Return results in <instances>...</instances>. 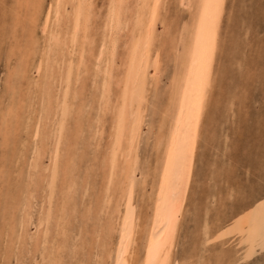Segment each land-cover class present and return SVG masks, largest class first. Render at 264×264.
<instances>
[{
    "label": "rangeland",
    "instance_id": "obj_1",
    "mask_svg": "<svg viewBox=\"0 0 264 264\" xmlns=\"http://www.w3.org/2000/svg\"><path fill=\"white\" fill-rule=\"evenodd\" d=\"M55 1L0 0V144L6 143L8 145L7 149L0 148V168L2 167L0 169V260L7 257L10 260H28L32 264H58L57 260H86L93 262L102 255L99 258L100 260H107L108 264H113V255L119 240V225H121L122 212L125 210V193L127 192L123 183L125 182L126 174L122 173L120 169L126 164L125 161L127 160L123 161V159H126L125 152L131 146V153H134L129 159L132 156L134 157V155L137 158L134 169L130 166L133 173L135 171L136 191L131 202V207L135 216L134 224H136L134 225L135 227L133 226V243L135 244L131 247L130 253L132 254H130L131 257L129 256V259L132 264H140L139 262L144 257V250L148 241L147 235L150 223L149 217L152 212L151 204H153L154 200V186L157 185L159 176L157 171L161 155L159 154L161 153L159 140L167 135V125L162 129V122L165 119L167 120L165 113L166 107L169 105V97L172 90L169 88V85L175 69L173 45L170 40L173 33H175L176 42L181 39L182 35L180 34L185 29L189 14L181 7V0L161 1V7L157 15V33L153 41L154 44L151 45L152 49H150L152 57L149 55L148 59L151 63L148 62L149 66L147 65L145 68V73H148L147 76L150 78H147V82L150 84L144 86L146 93L144 96L145 100L143 99V101L147 100L148 102H145L146 105L143 101L142 103L140 102L142 105L135 102L132 105L133 108L130 107L128 111L129 114L132 112L129 115V120L132 121L136 117L138 120L132 124L129 123L130 127L126 129L125 138L127 140L125 141L127 143L125 141L122 143V150L120 152L124 153H119L120 157L117 162L119 166L115 178L109 186L107 179L110 164L105 165V156L108 154L111 143L112 125H114L117 119V116H113L117 115V105L121 102L119 101V97L122 94V89H120L121 91L117 90L124 86V83L119 80L124 70L123 65L120 64L126 56V43L128 42L129 31L134 21L130 20L128 27L126 26L125 29H121L120 35L122 37L118 41V62L115 66L117 69L110 70V72L112 71L110 75L112 78L109 77L108 84H112L111 88L109 86L111 93H108L109 95L106 96L103 89L105 87V77L101 75L103 71L100 74L96 73L97 70L95 68L99 60L97 45L98 42L101 43L104 40V32L101 30V9L108 4L109 0L92 1L95 8L93 9L91 27L87 30V37L88 39L90 38L89 41L81 30L82 32L78 37L80 39L76 40L77 43L73 45V41H69L70 33L68 32V34L65 33L67 36L61 37L62 40L59 46L53 45V41L49 40V36H51L50 30L54 26L56 27V23H54L56 21L54 19V10L51 16L52 21L48 20L47 9ZM131 1L134 2L135 0ZM133 2L129 4H135ZM70 5L73 6L72 3ZM72 6L70 7V12L73 9ZM104 15L106 17L107 11L104 12ZM33 17L34 22L42 19L49 26L51 25V28L48 26L49 34L47 35L49 36L45 35L44 24H34L32 22ZM67 17L66 20L62 21V24H64V21L68 25L70 24L68 28L65 25L62 26V28L65 27V32L70 31L72 25L71 18L69 15ZM24 22L26 23L24 24ZM181 27L182 29H179ZM220 31V49L215 62L212 85L209 88L207 108L201 126V137L199 138L193 175L171 264H264V247L261 246V234L264 231V206L261 205V198L264 197V179H262L264 177V0H227L226 12ZM109 38V43H111V37L109 36ZM63 39L67 40L64 41ZM124 41L125 43H123ZM50 42L52 45L49 44ZM34 43L35 45L37 44L35 48L33 47ZM26 45L28 48L32 45V48L28 49ZM57 47L59 53L55 55L53 53H55ZM47 48H49V52ZM44 49L46 50L44 51ZM72 51L75 52V55H73ZM85 52L87 53L85 54ZM94 52L96 53L95 55ZM154 53H159L160 55L159 64L162 70L160 75H157V69L153 66L156 63V55ZM44 57L53 59L52 61H55L56 68H59V65L60 68L61 66L65 67L68 61L73 60L74 65L79 66L78 72H74L75 75L72 77L75 83H71V93L69 98H67L71 106L72 103L74 104L72 107L75 110L73 111L74 108L69 107L73 112L71 111L72 113L70 114L69 111L67 115L72 118L70 120L67 116L66 122L69 125L64 126V132H66V129L72 130V134L68 133L73 139L68 138L67 134L65 138L67 136L66 141L72 139L69 142L71 144L74 143V146L69 145V142L63 141L62 146L65 149H63L64 156L61 157L62 167L59 176L61 180L58 179L56 184V188L58 187V189H55L53 195L51 194L50 186H48L49 176H46L43 182H39V180L37 182L36 179L31 185H28L29 179H24V176L27 177L26 160H30L34 155L33 145L35 138H37L35 136V128L39 120L43 119L40 117L42 106L40 93L35 81L40 79L38 68ZM80 57H83V64L80 61ZM77 62H80L82 65ZM104 63L106 64V62ZM20 65H24V68L26 67L27 74H25V77L22 76L19 79L20 82L18 80V83H16L17 93L15 94H17V98H14L13 86L16 84L10 83L8 76L12 72L11 69L13 70L15 66ZM106 65L103 66L106 67ZM113 71L117 72L114 73ZM76 74H78V78ZM96 74H99L98 78ZM115 74L119 78L114 77ZM57 79L55 80L57 88L54 91V102L50 105L53 113L48 119V121L51 119L50 121L53 122L49 121L52 127L53 124L56 125L55 128L58 127L61 118V106L59 105L61 98L59 95H61L64 86V81L59 78ZM111 80L116 84L112 83ZM93 81H96L99 86L97 87V83ZM101 82L104 84H102L103 86L100 84ZM118 84L121 86H118ZM148 88L150 89L148 90ZM100 92L104 97L101 94L99 95ZM147 93L148 96L146 95ZM107 97L109 101H107ZM12 100H16V108L14 107L13 110L10 109L7 112V108ZM100 100L102 101L100 102ZM115 104L116 106H113ZM100 105H103V111H101L102 106ZM76 108H79L80 111ZM112 109H116V112ZM58 112L59 114L57 115ZM11 113L12 115H9ZM104 113H108V115ZM98 116L99 122L97 124ZM54 120H57V122ZM78 123L81 129L77 128L79 127L77 126ZM9 126H13L12 131L6 135V133H9ZM91 131L95 133H93V136L91 135ZM133 131H139V133L137 132L138 134L135 133V141L137 142H135L136 146L134 145V148L129 143L131 140L129 136H132ZM97 132L99 136H97ZM76 142L79 143L77 144ZM68 145L71 148H68ZM70 149L73 152H70ZM43 160L44 166L48 167L51 161L50 154H46ZM74 160L75 162H73ZM41 169L39 167V170ZM62 170L65 174L61 172ZM69 170L74 173L71 174ZM47 173L49 175V171ZM87 177L88 179H85ZM143 179L145 183H143ZM61 181L65 183L63 182L62 184ZM65 185L68 186L66 187ZM70 185H74L76 188L73 186L72 188L74 189H72ZM59 186H61L62 190ZM64 186L66 189H64ZM59 189L61 193L63 192L62 194ZM75 189L76 191H74ZM122 189L126 192L124 193ZM111 193L115 195L113 196L116 200L117 195L118 200H120L119 197L124 196L121 198V200L123 199L122 201L118 202L117 200V203H121V206L124 203L123 207L118 206L113 196L110 198ZM44 195L46 196L44 197ZM49 196L53 200L51 205H53L55 217H52L51 226L45 223L44 227L41 228L39 222L41 216H45L42 213H45L46 208L49 207L46 204V199L50 200ZM66 196H68L67 199ZM107 196L109 197L107 198ZM110 199L112 200L110 201ZM23 200L26 204L22 203L24 202ZM109 204H111V210L114 213L108 210L110 208ZM139 206H142L144 209ZM112 207H115V210ZM74 211L75 215L73 214ZM67 212H70V214ZM29 218L30 221L28 220ZM28 222L29 224H27ZM138 222L141 226H139ZM60 224L63 228H61ZM55 227L58 228L55 229ZM6 229H13L14 232L12 239L7 242L4 240V237L7 235ZM113 229H117L118 231L115 230V233ZM85 233H88V236ZM102 235L104 236L102 237ZM99 237L102 239H99ZM64 245L67 247L65 248ZM62 246L65 250L62 249ZM132 255L135 257L132 258ZM60 257L61 259H58ZM43 258H47L48 261Z\"/></svg>",
    "mask_w": 264,
    "mask_h": 264
},
{
    "label": "bare ground",
    "instance_id": "obj_2",
    "mask_svg": "<svg viewBox=\"0 0 264 264\" xmlns=\"http://www.w3.org/2000/svg\"><path fill=\"white\" fill-rule=\"evenodd\" d=\"M93 0H56L55 3H60L62 5V8L60 9V19L59 21H57V17H56V12H55V16H54V19L56 22V27L54 26L51 30H50V34L51 36H49V40L50 41H53V45L55 46H59L60 42H61V37H64V36H67L65 35L68 34V32L70 33V42L71 40L73 41V37L75 35V38L76 40H79L80 38L79 35L80 33L83 31L84 33V36L87 37V33L85 34V30L84 28L82 27L80 32L77 33V29H76V20H77V17H80L82 16L85 20L87 19L88 17V14H89V9L88 8H81V5L82 4H90V5H93ZM108 1V0H107ZM161 1L162 0H135V4H131L133 5V8L131 9H124L123 11H121L119 8L116 9V24H115V27L117 29L116 33H115V40H116V47L117 49L118 48V41L120 40V38L122 37L120 35V32H121V29H125V27L129 25V21L132 20L134 21V24L131 26V29L129 31L130 33V36H129V39H128V42L126 43V47L131 45L135 40H139L143 34H146L147 31H148V28L149 26L151 27V32H152V44L153 41L155 40V37H156V33H157V15L159 13V10H160V5H161ZM166 1V0H165ZM125 3V4H129L130 2H133L131 0H109L108 4H112V3ZM133 2V3H134ZM164 2V1H163ZM216 2V0H181V7L183 8L184 11L188 12L189 14V19H188V22L187 24L185 25V29L183 30V32H181L180 35L181 36V39L178 40L176 42V38H175V33L172 34V38L170 40V42L172 43L173 45V61H175V69L172 73V77H171V81H170V84L173 83V76L176 75L177 73V59L179 58L180 59V70L181 71H185V72H190L191 73V83L189 84L187 79L185 78L184 80V83H183V86H181V84L178 82L176 84V89L175 91L171 90V94H170V97H169V105L166 107V113L167 114L165 116V118L167 117V136L171 137L173 134L175 135V140H176V145H177V161H176V166L173 170L170 171V174H169V180L168 182L165 184V191H164V194L161 195V191H160V182L162 181V178H163V172H162V168L159 172V176H158V181H157V185L154 186V200H153V204L152 205V208H151V216L149 217L150 219V223H149V230H148V238H147V244H146V247H145V250H144V257L142 258V260L139 262L140 264H171V261H172V255H173V251H174V247H175V243H176V239H177V235L178 234V230H179V226H180V223H181V219H182V215H183V211H184V207H185V204H186V200H187V197H188V192H189V188H190V183H191V180L187 179L185 177V154L188 152V149H187V140H188V136H187V127H186V123H181L180 126L178 127L177 126V120L180 119V106H181V103L184 101V88L186 87L188 89V94H189V97L190 98H193L194 97V94L198 91L199 89V83H200V76H201V73H202V68L201 66L196 63L194 64L193 63V60H192V57H191V54H190V49L194 43V35L195 33L199 30V26H200V23H199V17L200 15L205 12V9L203 8H200V7H192L193 5H202V4H207L209 5V7L207 8V14L209 16L212 15V13L215 11L214 8L211 7V5H213L214 3ZM73 4L70 5V4ZM223 3H224V14L223 16L220 18L219 20V23H218V26L216 28V31L214 33V36H215V52L214 54H212L209 58V61L207 63V72L210 74V81H211V85H212V79H213V75H214V67H215V62L217 60V56H218V53H219V49H220V40H221V24H222V20L224 18V15H225V12H226V5H227V0H223ZM107 4V5H108ZM135 5H140V7H135ZM149 5H151L152 7H148ZM156 5H159V7H155ZM69 6V7H68ZM72 6V11L70 12L69 10H71V7ZM70 8V9H69ZM165 8V7H164ZM131 10V11H130ZM153 10H155V19L153 20L152 18V12ZM132 12V13H129ZM33 13V12H32ZM92 14H93V10H92ZM108 14V13H107ZM36 15V13H35ZM67 15H69V17L71 18V30L70 31H66L64 30V28H68V23L66 21H64V24H62V21L67 17ZM105 16V15H104ZM32 17V16H31ZM107 17V15H106ZM69 18V19H70ZM16 19V18H15ZM53 19V18H52ZM34 22V17L32 19ZM49 20V18H48ZM179 20V19H178ZM47 21V20H46ZM52 21V20H51ZM69 21V20H67ZM187 21V20H186ZM18 22V20H17ZM31 22V23H32ZM178 22V21H177ZM16 23V22H14ZM22 23V22H21ZM26 22H24L25 24ZM36 22H34L35 24ZM95 24V23H94ZM16 25V24H15ZM54 25V24H53ZM64 28H62V26H64ZM182 25V24H181ZM51 26V25H50ZM49 26V27H50ZM51 28V27H50ZM130 28V27H129ZM179 29H182L179 28ZM129 30V29H128ZM127 30V31H128ZM32 31V30H31ZM124 31V30H122ZM89 32V31H88ZM168 33H169V30H168ZM49 34V32H48ZM94 34V33H93ZM170 34V33H169ZM32 35V34H31ZM36 35V34H35ZM103 35V34H102ZM108 35L111 37V43H112V37H113V31H112V27L110 26L109 27V30H108ZM120 35V36H119ZM122 35H123V32H122ZM128 35V33H127ZM179 35V36H180ZM88 36H89V33H88ZM95 36V35H94ZM101 36V35H100ZM104 36V35H103ZM124 36V35H123ZM34 37V36H33ZM83 37V36H82ZM92 37V35H91ZM98 37V35H97ZM48 38V37H47ZM68 38V37H67ZM78 38V39H77ZM93 38H96V37H93ZM88 39V37H87ZM90 39V38H89ZM88 39V41H89ZM92 39V38H91ZM47 40V39H46ZM64 41H66L67 39H63ZM127 40V39H126ZM125 40V41H126ZM39 41V40H38ZM93 41V39H92ZM95 41V40H94ZM101 41V40H100ZM125 41L123 43H125ZM49 42V41H47ZM79 42V41H78ZM32 43V42H31ZM45 43V42H44ZM52 43L50 42L49 44L52 45ZM68 43V42H67ZM77 43V42H76ZM90 43H92L90 41ZM97 43V42H96ZM102 43V42H101ZM110 43V44H111ZM122 43V45H123ZM64 44V43H63ZM70 45V43H68ZM80 44V43H79ZM84 44V43H83ZM86 44V43H85ZM37 45V44H36ZM35 43H34V48L36 47ZM88 45V44H87ZM14 46V45H13ZM22 47V45H20ZM27 46V45H26ZM32 46V45H31ZM31 46H29V48H32ZM91 46V45H90ZM124 46V45H123ZM16 47V46H14ZM53 47V46H52ZM61 47H62V44H61ZM75 47V46H74ZM80 48V46H78ZM98 47V46H97ZM96 47V48H97ZM120 47V46H119ZM28 48V46H27ZM28 48V49H29ZM46 48V47H45ZM68 48V47H67ZM38 49V48H37ZM36 49V50H37ZM60 49V48H59ZM65 49V48H64ZM63 49V50H64ZM83 49V48H82ZM87 50V48H85ZM150 49H152V47H150ZM150 49L148 51V55L146 56L145 58V61H144V72L145 71V68L146 66L148 65V59H149V55H150ZM39 50V49H38ZM46 49H44L45 51ZM48 52H49V48H47ZM61 50V49H60ZM68 50V49H67ZM70 50V49H69ZM98 50V48H97ZM121 50V49H120ZM34 51V50H33ZM52 51V50H51ZM75 51V49H74ZM126 56H125V59L124 61L121 62L120 65H124L126 62H127V56L129 54V48L127 47V50H126ZM30 52V50H29ZM47 52V53H48ZM73 52V51H72ZM91 52V51H90ZM123 52V51H121ZM16 53V51H15ZM31 53V52H30ZM42 53V52H41ZM53 53V52H52ZM56 53L58 54L59 51H58V47H57V50L55 51V54ZM87 52H85L86 54ZM46 54V53H45ZM51 54V53H50ZM66 54V53H65ZM71 54V53H70ZM96 53L94 52V55ZM26 55V53H25ZM32 55V54H31ZM54 55V56H55ZM60 55L62 56V54L60 53ZM69 55V54H68ZM74 55V54H73ZM80 55V54H79ZM83 55V54H82ZM81 55V56H82ZM88 55V54H87ZM52 56V55H51ZM64 56V55H63ZM123 56V55H122ZM151 56V55H150ZM89 57V56H88ZM93 57V56H92ZM99 57V56H98ZM152 57V56H151ZM55 58V57H54ZM57 58V57H56ZM61 58V57H60ZM81 58V57H80ZM79 58V59H80ZM121 58V57H120ZM119 58V59H120ZM69 59V58H68ZM95 59V58H94ZM99 59V58H98ZM152 59V58H151ZM22 60H25V59H22ZM53 60V59H52ZM50 58H45L43 59L40 67L38 68V74L40 75V79L38 81H35V84L38 88V92L40 93V101H41V110H40V117L43 118L42 120H39V123L37 125H39V129H40V132H39V139L38 138H35V143H34V155L30 158V160H26L27 161V174L25 173V169L23 170L24 173L26 174L27 177L24 176V179H29L28 181V185H31L32 182L36 181L37 179V182L39 180L40 181H45V177L46 176H49V180H48V186L50 185H53L54 184V189H58V187L56 188V184L58 182V179L59 176H60V169H61V157L64 156V150L65 149L62 144H63V141L65 142H71V140L73 139L72 137L69 136V133L72 134V130L70 131V129H66V132H64L65 130V125H69V123L67 124V120L66 119H70L72 117H70L69 115H65V112H64V103H65V97L69 98L70 96V91H71V85L73 83H75V80L72 79V77L75 75L74 72H78V68L79 66H75L74 65V60L73 61H68L67 65L65 67L61 66L60 68V65L58 67L59 68H56V63L55 61H52ZM87 60V59H86ZM97 60V59H96ZM122 60V59H121ZM28 61V60H26ZM57 61V60H56ZM79 61V60H77ZM81 61V59H80ZM24 63V61H22ZM106 62V61H105ZM59 63V62H58ZM77 63H80V62H77ZM85 64H87L86 62H84ZM151 63V62H149ZM64 64V63H63ZM76 64V63H75ZM81 64V63H80ZM79 64V65H80ZM83 64V63H82ZM81 64V65H82ZM107 64V63H106ZM104 63V66L106 65ZM89 62H88V66H89ZM119 65V66H120ZM149 66V65H148ZM107 67V65H106ZM124 68V67H123ZM87 69V68H86ZM92 69V68H91ZM96 69V68H95ZM117 69V68H115ZM113 69V70H115ZM71 70V79L69 78V71ZM147 70V69H146ZM11 74L10 76H8V79L10 80L9 82L10 83H18V80L20 78L25 77V74H27V69L26 67L24 68V65H20V66H15V68L12 70L11 69ZM80 71V70H79ZM119 71V70H117ZM116 71V72H117ZM43 72V73H42ZM86 72V71H85ZM94 72V71H92ZM112 72V71H111ZM114 73H116L115 71H113ZM87 73H88V70H87ZM89 73H90V69H89ZM97 73V72H96ZM150 73V72H149ZM79 74V73H78ZM78 74H76V77L78 78ZM100 74V73H99ZM99 74H96L98 75L97 78L99 77ZM148 74V73H147ZM82 75V74H81ZM103 75V73L101 74ZM113 75V74H112ZM76 77H74L76 79ZM82 77V76H81ZM94 77V76H93ZM96 77V76H95ZM101 77V76H100ZM116 78H119L118 75L115 76ZM149 76H147L148 78ZM59 78L61 80L64 81V86H63V89H62V93L60 96L61 98V102L60 104L57 102V104H59L61 107H60V110H61V118H60V121H59V125L57 128L55 124H53V127L51 124H49V120L48 119L51 117L52 115V111L50 109V105L54 102V91H55V88H57L55 86V80ZM83 78V77H82ZM82 78H79V79H82ZM86 78V77H85ZM89 78V77H88ZM95 78V79H97ZM102 78V77H101ZM112 78V77H110ZM109 78V80H110ZM114 79V78H113ZM150 79V78H148ZM58 80V79H57ZM77 80V79H76ZM87 80V78H86ZM92 80V79H91ZM94 80V79H93ZM115 80V79H114ZM119 80L122 81V83H124L123 85H128V93H127V101L125 102V92H124V87L123 88H119V90L117 91H121L120 89H122V94L121 96L119 97H116L119 101H121L119 103L118 106V109L117 111L119 112L120 109H124L125 110V113H126V129H128L129 126V123H134L136 120H138V118H133V120H129V115L132 114V112L129 114V109L130 107L133 108V103H139L140 102L142 103L143 99H144V96H145V87H143L142 91L139 92L138 94L135 95V98H134V94L136 93V89L135 87L129 83V80H128V73L126 71V69L124 68V70L122 71L121 73V76L119 78ZM118 80V81H119ZM71 81H74V82H71ZM97 81V80H96ZM96 81H93V82H96ZM105 81V79H104ZM112 81V80H111ZM110 81V82H111ZM116 81V80H115ZM124 81V82H123ZM20 82V80H19ZM57 82V81H56ZM98 82V81H97ZM96 82V83H97ZM103 82V80H102ZM100 83L101 85L103 83ZM72 83V84H71ZM78 83V81H77ZM99 83V82H98ZM96 84L97 87L99 86V84ZM112 83H115L114 81H112ZM119 83V82H117ZM121 83V84H122ZM58 84V83H57ZM105 84V83H104ZM103 84V85H104ZM116 84V83H115ZM150 84L147 82V85ZM102 85V86H103ZM111 83L109 84L110 88H111ZM114 85V84H113ZM17 84L13 86V97L14 98H17V88H16ZM118 86H121L118 84ZM96 87V88H97ZM113 87V86H112ZM116 87V85H115ZM54 89V90H53ZM60 89V88H59ZM104 89V87H103ZM102 89V90H103ZM115 89V88H114ZM118 89V88H117ZM150 88H148L149 90ZM110 90V89H109ZM116 91V90H115ZM212 91V90H211ZM210 91V92H211ZM102 92V91H101ZM101 92L99 93V95L101 94ZM111 93V90L110 92ZM208 93H209V90H208ZM115 94V93H113ZM120 94V92H119ZM23 95V94H22ZM109 95V94H108ZM112 95V94H111ZM148 96V93L146 94ZM16 96V97H15ZM102 96V94H101ZM21 97V96H20ZM104 97V95L102 96ZM109 97V96H108ZM107 97V101H109V98ZM111 97V96H110ZM56 98V97H55ZM106 98V96H105ZM115 98V99H116ZM58 99V97H57ZM102 99V98H101ZM112 99V98H111ZM110 99V100H111ZM114 99V98H113ZM116 99V101H117ZM104 101V99H102ZM100 100V102L102 101ZM145 100V99H144ZM58 101V100H57ZM105 100V102H107ZM115 101V102H116ZM147 101V100H146ZM145 101V102H146ZM68 102V101H67ZM104 102V103H105ZM112 102V101H110ZM114 102V103H115ZM118 102V101H117ZM145 102L143 101V103L145 104ZM148 102V101H147ZM146 102V103H147ZM109 103V102H108ZM193 103H194V99H193ZM71 104V103H70ZM69 103V107L71 106ZM106 104V103H105ZM112 104V103H111ZM152 104V103H151ZM107 105V104H106ZM142 105V104H140ZM146 105V104H145ZM16 106V100H12V102H10V105L9 107L7 108V112H9L10 109L13 110V108ZM72 106H74V104L72 103ZM71 108H74L72 107ZM102 106V105H100ZM109 106V104H108ZM113 106H116L113 105ZM78 107V106H77ZM84 107V106H83ZM105 107V106H104ZM112 107V106H110ZM16 108V107H15ZM58 108V107H56ZM81 108V107H80ZM105 108H108V107H105ZM144 108V107H142ZM206 108H207V101L205 103V107H204V110L203 112L200 114V123H199V129H198V133H197V130L195 129V127L192 128V132L195 134V138H194V143H195V148H194V151L191 152L189 155H188V166H189V169L193 175V169H194V164H195V159H196V155H197V148H198V144H199V138L201 137V126H202V122H203V119H204V116H205V111H206ZM76 109H79V108H76ZM82 109V108H81ZM109 109V108H108ZM52 110H53V107H52ZM59 110V111H60ZM75 110V108L73 109V111ZM104 110V109H103ZM114 110V109H112ZM112 110H109V111H112ZM116 110V109H115ZM114 110V111H115ZM133 110V109H132ZM137 110V109H136ZM144 110V109H143ZM72 110H70V114L73 112H71ZM80 111V109H79ZM108 111V110H107ZM78 112V111H77ZM76 112V113H77ZM116 112V111H115ZM138 113V112H137ZM136 113V114H137ZM141 113V112H140ZM59 114V112L57 113V115ZM106 115H108V113H104ZM112 114V113H111ZM114 114V113H113ZM116 114V113H115ZM135 114V113H134ZM9 115H12L9 114ZM118 115V113H117ZM117 115H114L113 117H116ZM189 115H190V112H189V109L186 107L185 109V117H184V121H188L189 119ZM68 116V118H67ZM139 116V115H138ZM141 116V115H140ZM59 117V116H57ZM112 117V118H113ZM133 117V116H132ZM135 117V116H134ZM164 118V119H165ZM9 119V118H7ZM114 119V118H113ZM58 120V119H57ZM57 120H54L57 122ZM80 120V119H79ZM43 121V123H42ZM81 121V120H80ZM79 121V122H80ZM113 121V120H111ZM142 121V120H141ZM164 121V120H163ZM52 122V121H50ZM55 122V123H56ZM70 122V121H69ZM114 122V121H113ZM53 123V122H52ZM138 123H140V121H138ZM82 124V123H81ZM96 124V123H95ZM98 124V122H97ZM111 124V123H110ZM144 124V123H143ZM55 125V126H54ZM138 125V124H137ZM166 125L164 127H166ZM61 126L63 127V135H62V138H61V135H60V128ZM65 126V127H64ZM79 127L77 128H80V125L78 123ZM101 126V125H100ZM113 126V125H112ZM68 127V126H67ZM93 128V126H91ZM12 128L13 126H9L8 127V132L9 133H6V135L10 134L11 131H12ZM112 128V127H111ZM137 128V127H135ZM36 129V128H35ZM138 129L140 130V128L138 127ZM137 129V130H138ZM103 130V129H102ZM97 131V130H96ZM128 131V130H127ZM103 132V131H102ZM112 132V131H111ZM134 132V131H133ZM139 133V131H137ZM135 131V133H137ZM79 133V131H78ZM94 132L91 131V135L93 136ZM128 133V132H127ZM137 133V134H138ZM68 135V138H72L71 140L69 139L68 141H66V138H65V135ZM97 134V133H96ZM103 134V133H102ZM110 134V133H109ZM129 135V134H128ZM165 135V133H164ZM35 136L36 135V131H35ZM74 136V135H72ZM77 136V135H75ZM96 136V135H95ZM94 136V137H95ZM102 136V135H100ZM110 136V135H109ZM131 137V136H129ZM74 138H77V137H74ZM109 138V137H108ZM53 139V141H52ZM74 140H77V139H74ZM127 140L126 138L124 139V141ZM78 141V140H77ZM64 142V143H65ZM68 143L69 145L71 143ZM74 142V141H73ZM137 142V141H135ZM77 143V142H76ZM75 143V144H76ZM79 143V142H78ZM77 143V144H78ZM94 143V142H93ZM102 143V142H100ZM125 143H127L125 141ZM136 144V143H135ZM58 145H59V155L57 156V148H58ZM66 145V144H65ZM68 145V146H69ZM71 145L74 146V143H72ZM129 145V144H128ZM138 145V144H137ZM67 146V145H66ZM65 146V147H66ZM99 146V144H98ZM136 146V145H135ZM102 147V146H101ZM67 148V147H66ZM68 148H71L70 146ZM73 148V147H72ZM77 148V147H75ZM134 148V147H133ZM160 148V147H159ZM158 148V149H159ZM99 149V148H98ZM124 149V148H123ZM132 147L129 146V148L126 150L125 154H126V159L124 158V160H127L125 161V165L124 167H122V169H120V171H122V173L126 174V179L125 182H123L125 184V189L126 191H124V189H122L124 191V193L126 194L125 196V210L122 212V220H121V225L120 226V233H119V240H118V245L116 247V250L114 251V255H113V264H132L131 260L129 259V256L131 257L130 254V250H131V247L134 242V234H133V226L136 224H134V219H135V216H134V213H133V209L131 207V202L133 200V196H134V193L136 191V184H135V180H134V173H133V170L134 167H135V160L137 159L136 158V155H134V157L132 156V158L129 159V157H131V155L134 153H131ZM67 151V149H66ZM70 152H73L71 151V149L69 150ZM102 151V150H101ZM135 151V150H134ZM140 152V151H139ZM161 154L160 155V163L161 161H164L166 159V156H165V153H166V146H165V151L162 152L160 151ZM24 153V152H23ZM121 154L124 153V152H120ZM46 154H50L51 156V161H50V165L47 167V166H44V156ZM63 154V155H62ZM70 155V153H69ZM106 155V154H105ZM104 156V155H103ZM25 157V156H24ZM27 157V156H26ZM120 156L118 155V158ZM124 157V156H123ZM122 157V158H123ZM76 160V159H75ZM75 160L73 162H75ZM119 159H117V162H118ZM131 160V161H130ZM140 160V159H139ZM122 161V160H121ZM71 162V161H70ZM102 162V161H101ZM69 163V162H68ZM72 163V162H71ZM121 163V162H120ZM119 163V164H120ZM137 163V161H136ZM64 164V163H63ZM62 164V165H63ZM67 164V163H65ZM77 164V163H76ZM102 164H104V162H102ZM122 164V163H121ZM70 165V164H69ZM68 165V166H69ZM72 165V164H71ZM67 166V167H68ZM101 166V165H100ZM118 163H117V167H116V172H117V169H118ZM132 166L133 168L131 169ZM139 166V165H138ZM39 167H41L42 169L39 170ZM64 167V166H63ZM66 167V166H65ZM120 168V167H119ZM2 169V167L0 168ZM66 169V168H65ZM64 169V170H65ZM4 170V169H3ZM71 170H74V169H71ZM47 171H49V175H47ZM66 171V170H65ZM1 172V171H0ZM61 172L64 173V171L62 170ZM70 172V170H69ZM116 172L113 173L112 172V169H111V165H110V169L108 171V181H109V178H111V181L115 178V175H116ZM71 174L74 173V172H70ZM137 173V172H136ZM3 174H4V171H3ZM65 174V173H64ZM63 174V175H64ZM106 174V173H105ZM123 174V175H124ZM1 175V174H0ZM77 175V174H76ZM5 176V175H4ZM67 176V175H66ZM136 176V175H135ZM35 177V178H34ZM61 177H62V174H61ZM103 177V176H102ZM125 177V176H124ZM54 178V179H53ZM75 178V177H74ZM192 178V176H191ZM76 179V178H75ZM85 179H88L85 178ZM84 179V180H85ZM47 180V179H46ZM61 180V179H60ZM68 180V179H66ZM137 180V179H136ZM65 181V180H64ZM63 181V182H64ZM87 181V180H86ZM106 181V180H105ZM145 180L143 179V183ZM36 182V183H37ZM63 182L61 181V183L63 184ZM153 182V181H152ZM26 183V182H25ZM35 183V184H36ZM65 183V182H64ZM70 183V182H69ZM103 183V182H102ZM105 183V182H104ZM122 183V185H123ZM139 183V182H138ZM42 184V183H41ZM59 184V183H58ZM72 184V183H71ZM154 184V182H153ZM44 185V184H43ZM47 185V184H46ZM66 186V185H65ZM64 186V189H66V186ZM71 186V185H70ZM74 186V185H73ZM71 186V188L73 187ZM84 186V185H83ZM87 186H89L87 184ZM150 186V185H149ZM45 187V185H44ZM60 189H61V186H59ZM75 187V186H74ZM69 188V187H68ZM76 188V187H75ZM87 188V187H86ZM140 188V187H139ZM147 188V187H146ZM149 188V187H148ZM30 189V188H29ZM59 189V190H60ZM74 189V188H72ZM78 189V188H77ZM84 189V188H83ZM82 189V190H83ZM108 189H109V186H108ZM51 190V194L53 195V193L55 192V190L53 191L52 188H50ZM62 190V189H61ZM61 190H60V193H61ZM144 190V189H143ZM65 191V190H63ZM68 191V190H66ZM76 191V189L74 190ZM121 191V190H120ZM151 191V190H150ZM3 192V191H2ZM27 192V191H26ZM71 192V191H70ZM73 192V190H72ZM71 192V193H72ZM83 192V191H82ZM141 192V191H140ZM147 192V191H146ZM63 193V192H62ZM61 193V194H62ZM114 193V192H113ZM113 193H111V197L114 195ZM32 194V193H31ZM118 194V193H116ZM129 194H131V202L129 201ZM29 195V194H28ZM47 195V194H46ZM44 195V197L46 196ZM49 195V194H48ZM64 195V194H63ZM68 195V194H67ZM107 195V194H106ZM141 195V194H140ZM139 195V196H140ZM144 195V194H143ZM69 196V195H68ZM66 196V199L67 197ZM70 196H73V195H70ZM75 196V195H74ZM73 196V197H74ZM115 196V195H114ZM113 196V198H114ZM150 196V195H149ZM148 196V197H149ZM28 197V196H27ZM26 197V198H27ZM65 197V195H64ZM109 196H107L108 198ZM124 196L122 197H119L120 200L121 198H123ZM143 198V196H141ZM153 197V196H152ZM29 198V197H28ZM50 198V196H49ZM63 198V197H62ZM151 198V196H150ZM28 200V199H27ZM112 199H110L111 201ZM115 202L117 203V200H118V195H117V200L114 198ZM118 200V202L120 201ZM123 200V199H122ZM121 200V201H122ZM152 200V198H151ZM24 201V200H23ZM48 201H50V205L53 203L52 201V198H50V200L48 199ZM65 201V200H64ZM67 201V200H66ZM70 201V200H69ZM102 201V200H100ZM86 202V201H85ZM84 202V203H85ZM91 202V200H90ZM140 202V201H139ZM145 202V201H143ZM142 202V203H143ZM147 202V200H146ZM152 202V201H150ZM22 203H25L22 202ZM30 203V202H29ZM64 203V202H63ZM68 203V202H67ZM66 203V204H67ZM110 203V202H109ZM112 203V202H111ZM114 203V204H116ZM123 203V202H122ZM26 204V203H25ZM118 204V203H117ZM121 204V203H120ZM118 204V206L120 205ZM124 204V203H123ZM123 204L121 207H123ZM150 204V203H149ZM65 205V204H64ZM78 205V204H77ZM110 205V208L108 210H111V204ZM113 205V204H112ZM136 205V203H135ZM139 205H141V203H139ZM26 206V205H25ZM24 206V207H25ZM56 206V205H55ZM54 206V207H55ZM68 206V204H67ZM72 206V205H70ZM88 206V205H87ZM115 206V205H114ZM137 206V205H136ZM143 206V205H142ZM142 206H139V207H142ZM28 207V206H27ZM47 207V206H46ZM58 207V206H57ZM60 207V206H59ZM104 207V206H103ZM151 207V206H150ZM49 208V207H48ZM48 208H46L47 210L45 211V213H42V214H45V218H47L48 216ZM62 208V207H61ZM113 208V207H112ZM115 208V207H114ZM113 208V209H114ZM119 208V207H118ZM138 208V207H137ZM143 208V207H142ZM149 208V207H148ZM45 209V207H44ZM51 209H52V217L54 216L53 214V205H51ZM60 209V208H59ZM144 209V208H143ZM142 209V210H143ZM56 210V209H55ZM68 210V209H67ZM76 210V209H75ZM115 210V209H114ZM123 210V209H122ZM138 210V209H137ZM254 210V209H253ZM44 211V210H43ZM61 211V209H60ZM66 211V210H65ZM113 210H111L112 212ZM23 212V211H22ZM58 212V211H57ZM56 212V213H57ZM117 212V211H116ZM115 212V213H116ZM120 212V211H119ZM138 212V211H136ZM179 213V215L177 216L176 213ZM27 213V212H26ZM70 214V212H67ZM66 213V214H67ZM104 213V212H103ZM110 213V211H109ZM114 213V212H112ZM148 213V212H147ZM30 214V213H29ZM62 214V213H61ZM75 215V211L73 213ZM89 214V213H88ZM110 215V214H109ZM113 215V214H112ZM29 216V215H28ZM67 216V215H66ZM87 216V215H86ZM31 217V216H30ZM55 217V216H54ZM61 217V216H60ZM120 217V216H119ZM140 217V216H139ZM26 218V217H25ZM57 218V217H56ZM113 218V216H112ZM137 218V217H136ZM117 219V218H116ZM138 219V218H137ZM148 219V218H147ZM23 220V219H22ZM30 221V218L28 219ZM115 220V219H114ZM117 221V220H116ZM119 221V220H118ZM138 221V220H137ZM252 221V220H251ZM23 223V222H22ZM25 223V222H24ZM40 225H41V219H40ZM58 225H59V222L57 221ZM112 223V222H111ZM116 223V222H115ZM114 223V224H115ZM119 223V222H117ZM139 223V222H138ZM21 224V223H20ZM29 224V222L27 223ZM140 224V223H139ZM52 225V224H51ZM97 225V224H96ZM104 225V224H103ZM61 228L62 225L60 224ZM141 226V224L139 225ZM251 226V225H250ZM23 227V225H22ZM115 227V226H114ZM135 227V226H134ZM42 228V227H41ZM46 228H47V224H46ZM58 228V227H55V229ZM110 228V226H109ZM117 228V227H115ZM141 228V227H140ZM68 229V228H67ZM111 229V228H110ZM135 229V228H134ZM13 230V229H12ZM47 230V229H46ZM58 230V229H57ZM63 230V229H62ZM114 230V229H113ZM117 230V229H115ZM114 230V231H115ZM64 231V230H63ZM66 231V230H65ZM118 231V230H117ZM137 231V229H136ZM249 231V230H248ZM47 233V231H46ZM63 233V232H62ZM67 233V232H66ZM69 233V232H68ZM90 233V232H89ZM116 233V231H115ZM207 233V232H206ZM210 233V232H209ZM219 233V232H218ZM86 234V233H85ZM88 234V233H87ZM86 234V235H87ZM102 234V233H101ZM139 234V233H138ZM248 234V233H247ZM64 235V234H63ZM96 235V234H95ZM88 236V235H87ZM91 236V235H90ZM104 235H102L103 237ZM209 236V235H208ZM16 237V236H14ZM69 237V236H68ZM114 237V236H113ZM248 237V236H247ZM47 238V237H46ZM109 238V237H108ZM124 239V253L121 252V239ZM99 239H102L99 237ZM98 239V240H99ZM68 240V239H67ZM66 240V241H67ZM95 240V239H94ZM209 240V239H208ZM76 241V240H75ZM116 241V240H115ZM114 241V242H115ZM45 242V241H44ZM63 242V241H62ZM65 242V240H64ZM96 242V241H95ZM110 242V240H109ZM60 243V242H59ZM117 243V242H116ZM70 244V243H69ZM80 244V243H79ZM111 244V243H110ZM113 244V243H112ZM55 245V244H54ZM68 245V244H67ZM72 245V243H71ZM98 245V244H97ZM65 246V245H64ZM79 246V245H78ZM50 247V246H49ZM67 246H65L66 248ZM74 247V246H73ZM115 247V245H114ZM59 249V247H57ZM56 248V250H57ZM255 248V247H254ZM52 249V248H51ZM62 249H63V246H62ZM76 249V248H75ZM94 249V248H93ZM103 249V248H102ZM65 250V249H63ZM95 251V250H93ZM62 252V250H61ZM132 252V251H131ZM133 252H134V249H133ZM49 253V252H48ZM101 253V252H100ZM112 254V252H110ZM109 253V254H110ZM16 254V253H15ZM62 254V253H61ZM76 254V253H75ZM98 254V253H97ZM143 254V253H142ZM50 255V254H49ZM96 255V254H95ZM105 255V254H104ZM103 255V256H104ZM141 255V254H140ZM48 256V255H47ZM102 256V255H100ZM99 256V258H100ZM112 256V255H111ZM110 256V257H111ZM5 257V256H4ZM51 257V256H50ZM48 257V258H50ZM59 257V256H58ZM75 257V256H73ZM135 257L132 255V258ZM43 259H47V258H43ZM51 259V258H50ZM53 259V257H52ZM58 259H61L58 258ZM56 260V259H55ZM133 260V259H132ZM48 261V259H47ZM51 261V260H50ZM59 260H57V263H58ZM63 261V260H62ZM53 262V261H52ZM136 262V261H135ZM134 263V262H133ZM136 264V263H135ZM173 264V263H172Z\"/></svg>",
    "mask_w": 264,
    "mask_h": 264
},
{
    "label": "snow or ice",
    "instance_id": "obj_3",
    "mask_svg": "<svg viewBox=\"0 0 264 264\" xmlns=\"http://www.w3.org/2000/svg\"><path fill=\"white\" fill-rule=\"evenodd\" d=\"M135 7H140V5H135ZM148 7H152L149 5ZM155 7H159V5H156ZM192 7H200L205 9V12H203L199 17V30L194 35V43L190 49V54L193 60V63H198L202 68V73L200 76V83H199V89L194 94L193 98L189 97L188 89L184 88V101L181 103L180 106V119L177 120V126L179 127L181 123H186V127L188 129L187 131V149L188 152L185 154V177L189 180H191L192 173L188 166V155L194 151L195 143L194 138L195 134L191 131L193 127L197 130L199 129V123H200V114L203 112L205 103L208 98V90L211 87V81H210V74L207 72V63L209 61V58L212 54L215 52V36L214 33L216 31V28L218 26L220 18L224 14V3L223 0H216V2L211 5L212 8H214V12L211 16L207 14V8L209 5L202 4V5H193ZM62 8V5L60 3H53L50 8L47 9L49 21L51 20V16L53 13V10L56 12L57 21L60 19V9ZM81 8H88L89 14L87 19L85 20L82 16L77 17L76 20V29L77 33L80 32L81 28L83 27L85 30V34L87 33V30L91 27L92 22V10L95 8V5L90 4H82ZM119 8L121 11L124 9H131L133 8V5L131 4H125L123 2L121 3H112L105 5L104 8L101 9V22L102 27L101 30L104 32V40L101 43L98 42V50H99V60L96 64V70L97 73H100L103 71V75L105 77V95L107 96L109 93V84L108 80L111 75L110 70L114 69L116 66V63L118 62V49L116 47V40H115V33L117 31L115 24H116V9ZM107 11V17L104 16V12ZM155 10L152 12V18L155 19ZM37 24H44V32L47 36L48 34V23L41 20L35 21ZM112 27L113 31V37H112V43H109V35L108 30L109 27ZM76 43L75 35L73 37V45ZM87 43V40H86ZM152 43V32L151 27L149 26L148 31L146 34H143L142 37L139 40L133 41V43L129 46V54L127 56V62L123 65V67L126 69L128 73V80L129 83L132 84L135 89L136 93L142 91L143 87L147 84V74L144 72V61L146 56L148 55V51L151 47ZM75 55V52H73ZM156 55V63L153 65L157 69V75H160L161 68H160V55L159 53H154ZM106 61L107 67H104V62ZM81 62L83 63V57H81ZM69 78L71 79V70L69 71ZM185 78L187 79L188 83H191V73L185 72L180 70V59H177V73L175 76H173V83L169 85V88H171L173 91L176 89V84L179 82L181 86H183ZM155 79V77H154ZM124 92H125V102L127 101V93H128V85H124ZM194 99V103H193ZM65 115H67L70 111L67 97H65V103L63 105ZM186 107L189 109L190 115L188 121H184L185 117V109ZM101 111H103V105L101 108ZM167 115V114H165ZM97 122H99V116L97 117ZM167 120L165 119L162 122V129L166 125ZM39 125L36 126V135L37 138L39 137ZM126 134V113L124 109H120L117 115L116 122L113 125L112 129V136H111V143L108 150V154L105 156V165H111L112 172H116L117 167V159L120 151L122 150V143L125 139ZM60 135L62 138L63 135V127L60 128ZM97 136H99V133L97 132ZM129 143L134 147L135 145V132L132 133L131 140ZM161 151H165L166 146V159L164 161H161L160 165L158 166V174L162 168L163 172V178L160 182V191L161 195L164 194L165 191V184L169 180V174L170 171L173 170L176 166L177 161V145L175 140V135L173 134L171 137L164 136L162 139L159 140ZM8 145L6 143L0 144V148L7 149ZM59 155V145L57 148V156ZM54 179V178H53ZM264 179V177H262ZM109 186L111 185V178H109ZM50 188L54 189V184L50 185ZM129 201L131 202V194H129ZM46 204L49 205L48 208V216L45 218L43 215L41 216V227H44L45 223H48L51 226L52 223V209L49 201L46 199ZM261 205L264 206V197L261 198ZM176 215L178 216L179 213L177 212ZM7 235L4 237L5 242L8 240H11L14 232L11 229H6ZM261 246L264 247V231H262L261 234ZM121 252L124 253V239H121ZM0 264H32L31 261L28 260H10L7 257L0 260ZM58 264H108L107 260H100L99 258L93 262L89 261H80V260H72V261H59Z\"/></svg>",
    "mask_w": 264,
    "mask_h": 264
}]
</instances>
